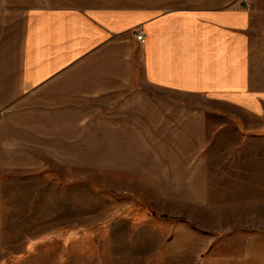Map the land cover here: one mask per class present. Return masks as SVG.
Masks as SVG:
<instances>
[{
    "label": "crops",
    "instance_id": "1",
    "mask_svg": "<svg viewBox=\"0 0 264 264\" xmlns=\"http://www.w3.org/2000/svg\"><path fill=\"white\" fill-rule=\"evenodd\" d=\"M249 1L0 0V168L49 158L213 194L209 114H264Z\"/></svg>",
    "mask_w": 264,
    "mask_h": 264
},
{
    "label": "rangeland",
    "instance_id": "2",
    "mask_svg": "<svg viewBox=\"0 0 264 264\" xmlns=\"http://www.w3.org/2000/svg\"><path fill=\"white\" fill-rule=\"evenodd\" d=\"M252 13L251 86L264 91V0ZM222 110L204 153L213 194L199 199L49 158L0 168V264H264V114Z\"/></svg>",
    "mask_w": 264,
    "mask_h": 264
},
{
    "label": "built area",
    "instance_id": "3",
    "mask_svg": "<svg viewBox=\"0 0 264 264\" xmlns=\"http://www.w3.org/2000/svg\"><path fill=\"white\" fill-rule=\"evenodd\" d=\"M242 1H243V4L247 7V9H251V3L249 0H242ZM137 39L142 43L144 42L145 34L143 31H140L139 33H137Z\"/></svg>",
    "mask_w": 264,
    "mask_h": 264
}]
</instances>
